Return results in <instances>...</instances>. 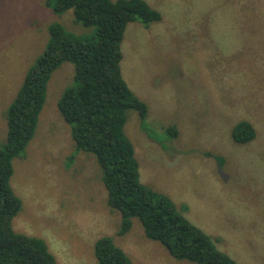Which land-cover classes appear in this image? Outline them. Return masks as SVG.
Segmentation results:
<instances>
[{
  "label": "rangeland",
  "instance_id": "374dc122",
  "mask_svg": "<svg viewBox=\"0 0 264 264\" xmlns=\"http://www.w3.org/2000/svg\"><path fill=\"white\" fill-rule=\"evenodd\" d=\"M144 1L162 20L128 25L120 65L148 109L144 120L125 112L140 181L237 264H264V0ZM53 25L81 38L96 30L47 0H0V148L8 111ZM74 81L70 62L53 72L33 138L13 161L11 186L23 203L13 230L43 240L58 264H98L94 247L103 237L133 264H195L148 239L137 218L119 235L122 218L108 205L103 171L77 150L59 110ZM242 122L256 132L245 145L234 140Z\"/></svg>",
  "mask_w": 264,
  "mask_h": 264
},
{
  "label": "trees",
  "instance_id": "16d2710c",
  "mask_svg": "<svg viewBox=\"0 0 264 264\" xmlns=\"http://www.w3.org/2000/svg\"><path fill=\"white\" fill-rule=\"evenodd\" d=\"M55 12L73 9L78 21L96 27L90 37H75L62 27H51V41L36 65L26 74L7 116V142L0 148V264H58L46 243L13 230L12 222L23 208L11 186L13 161L24 156L43 109L48 82L64 62L75 66V81L59 102L71 126L77 150L93 154L102 171L109 207L119 212L124 236L139 219L148 239L163 245L177 260L195 264H237L219 251L211 238L192 225L174 203L140 181L134 149L124 133L125 112L137 110L144 120L147 106L122 78L121 44L127 27L160 22V13L144 0H47ZM174 130V129H172ZM256 138L248 122L234 131L236 143ZM98 264H133L111 237L94 247Z\"/></svg>",
  "mask_w": 264,
  "mask_h": 264
}]
</instances>
